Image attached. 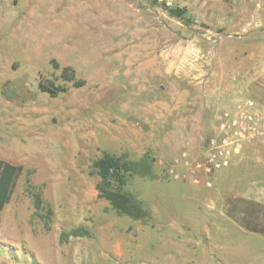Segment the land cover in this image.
<instances>
[{
    "label": "rangeland",
    "instance_id": "1",
    "mask_svg": "<svg viewBox=\"0 0 264 264\" xmlns=\"http://www.w3.org/2000/svg\"><path fill=\"white\" fill-rule=\"evenodd\" d=\"M263 15L247 38L219 30L215 42L156 0H0V159L24 168L1 214L0 264H264L262 218L251 230L236 209L260 203L258 190L234 187L264 173L262 130L205 169L221 113L247 100L264 110ZM180 47L187 56H157ZM40 81L67 89L52 97ZM147 151L158 177L126 189L151 215L134 219L98 197L95 162ZM28 169L50 229L34 216Z\"/></svg>",
    "mask_w": 264,
    "mask_h": 264
},
{
    "label": "trees",
    "instance_id": "2",
    "mask_svg": "<svg viewBox=\"0 0 264 264\" xmlns=\"http://www.w3.org/2000/svg\"><path fill=\"white\" fill-rule=\"evenodd\" d=\"M163 7L171 16L178 17L187 21L190 19L184 17L185 9L173 8L166 3ZM70 71V73H69ZM62 75L65 79L73 81V85L78 87L84 84L83 80H77L75 72L70 67H64ZM42 91L48 92L52 97L65 91L67 87L58 85L53 86L40 81ZM99 181L97 183L98 197L107 200L112 208L118 213L125 214L134 219H147L151 212L145 203L130 193L126 186L136 175L157 178L155 172V156L151 152H145L139 159H130L127 154L120 156L104 152V154L95 162ZM24 168L22 165L0 159V219L1 214L7 203L10 202L16 182L22 175ZM33 170H27L25 190L33 199L34 216L44 222L46 229H50L52 218V209L45 206L41 190L32 183L31 174ZM236 209L243 214L241 224L251 230L258 229V217L264 222V205L251 200L239 199L236 202ZM261 225V231L264 230V223Z\"/></svg>",
    "mask_w": 264,
    "mask_h": 264
},
{
    "label": "crops",
    "instance_id": "3",
    "mask_svg": "<svg viewBox=\"0 0 264 264\" xmlns=\"http://www.w3.org/2000/svg\"><path fill=\"white\" fill-rule=\"evenodd\" d=\"M157 2L166 3L167 5L173 8H183L185 9L184 17L190 19L195 25H205L211 31L215 30V42L221 38L219 30H237L243 31V36L246 38L252 35L251 30L258 29L260 27L263 19L262 15L264 14V0H156ZM264 16V15H263ZM180 23V22H179ZM181 24V23H180ZM166 27V26H165ZM159 29V28H156ZM158 35L163 36L162 41L167 39V28ZM251 31V32H250ZM166 34V35H165ZM156 34V37L158 36ZM242 37V36H239ZM184 38L177 37L175 41L176 44H180ZM197 38L193 39L196 40ZM252 44L253 41H250L249 44ZM258 44V43H257ZM262 43L260 42V45ZM251 46V45H250ZM243 55H253L251 49L246 47L240 49ZM263 50L261 52V55ZM237 52L235 49H232L229 52V55L235 56ZM221 53L215 47V56H220ZM157 56H187V52L181 47L170 49L163 48ZM260 131L264 135V110L260 111ZM264 173L257 179L251 180L247 183H237L234 187L239 190H249L250 193H256L258 190V195L256 200L260 203H264ZM243 192V191H242ZM263 195V196H262ZM244 196V195H243ZM249 199L248 197H244ZM230 219V218H228Z\"/></svg>",
    "mask_w": 264,
    "mask_h": 264
},
{
    "label": "built area",
    "instance_id": "4",
    "mask_svg": "<svg viewBox=\"0 0 264 264\" xmlns=\"http://www.w3.org/2000/svg\"><path fill=\"white\" fill-rule=\"evenodd\" d=\"M259 115L260 111L252 100L236 104L233 108L221 113L217 131L210 143L212 151L208 157L210 165H205L207 171L212 169L216 171L226 166L230 158L238 152V142L260 133ZM201 167V163L196 164L193 173L201 170Z\"/></svg>",
    "mask_w": 264,
    "mask_h": 264
}]
</instances>
